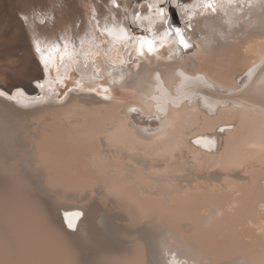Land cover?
<instances>
[{"label":"bare ground","instance_id":"bare-ground-1","mask_svg":"<svg viewBox=\"0 0 264 264\" xmlns=\"http://www.w3.org/2000/svg\"><path fill=\"white\" fill-rule=\"evenodd\" d=\"M91 2L0 0V8L20 25L34 59L18 13L31 16L47 5L55 8L59 28L79 19L81 6ZM252 3L226 40L219 33L228 17L198 24L194 39L200 48L190 50L184 67L194 62L233 91L245 67L264 63V3ZM50 29L49 23L45 31ZM33 61L29 79L39 75ZM153 68L133 77L134 84L144 87ZM158 70L169 86L175 84L172 67L161 64ZM29 81L25 87L34 94ZM114 96L111 104L93 106L0 108L7 112L0 117V264H157L168 249L189 264H264L259 103L212 112L193 100L170 111L172 127L146 139L127 126L122 108L139 100L154 110L155 102L131 90L117 89ZM136 125L156 127L138 118ZM220 127L225 131L214 133V152L189 143ZM242 172L250 174L248 181ZM71 206L88 213L78 232L62 226L59 217L60 208Z\"/></svg>","mask_w":264,"mask_h":264},{"label":"snow or ice","instance_id":"snow-or-ice-1","mask_svg":"<svg viewBox=\"0 0 264 264\" xmlns=\"http://www.w3.org/2000/svg\"><path fill=\"white\" fill-rule=\"evenodd\" d=\"M253 6L252 0H92L81 6L79 19L59 28L55 8L45 5L33 10L31 16L21 13L19 19L29 33L39 72L29 81L35 94L22 85L0 84V101L6 108H63L74 102L83 106L111 104L117 89L144 92V100L155 102L154 110L133 100L122 108V113L127 126L137 128L146 139L172 127L170 111L193 100L212 112L221 107L254 108L259 103L264 114V63L257 67L253 61L245 67L233 91L199 71L194 62L184 67L190 50L200 48L194 39L198 24L228 17L223 21L227 29L219 33L220 40H226L227 33L241 26ZM49 23L51 29L45 31ZM161 64L172 67L174 85L169 86L163 79L158 70ZM153 65L156 68L149 73L146 85H135L133 77ZM137 118L155 122V129L138 128ZM217 131L225 129L200 134L190 138L189 143L212 153L216 150ZM58 212L62 226L73 232L79 231L88 215L83 206L62 207ZM163 255L157 264H189L171 249Z\"/></svg>","mask_w":264,"mask_h":264},{"label":"rangeland","instance_id":"rangeland-1","mask_svg":"<svg viewBox=\"0 0 264 264\" xmlns=\"http://www.w3.org/2000/svg\"><path fill=\"white\" fill-rule=\"evenodd\" d=\"M20 7L21 1H16L12 6V10L17 12ZM18 15L20 14L18 13ZM197 35L200 36L199 33H196V39H198ZM33 60L30 54L28 41L24 39L20 25L12 21L8 9L3 10V8H0V84H6L8 86H25V82L30 80L29 78L35 71L33 69ZM178 173L182 174L184 172L177 171L176 174ZM243 173L247 174L248 172H242V176ZM248 175L250 174H247V177L244 175L243 178L246 180L241 178V181L242 179V182L248 181ZM189 176H191V174H189ZM239 180L238 182H241ZM200 181H202V183ZM181 183H185V181ZM199 183L203 186L205 185L201 179ZM208 210L205 214L210 212V210ZM212 217L213 216H211V219H214V217Z\"/></svg>","mask_w":264,"mask_h":264},{"label":"water","instance_id":"water-1","mask_svg":"<svg viewBox=\"0 0 264 264\" xmlns=\"http://www.w3.org/2000/svg\"><path fill=\"white\" fill-rule=\"evenodd\" d=\"M34 94H35V93H34ZM2 106H4V102H3V101H0V108H6V107H2ZM12 107H15V106H12ZM12 107H7L6 109H11ZM3 112H4V113H7L6 111H2V110L0 109V117L3 116Z\"/></svg>","mask_w":264,"mask_h":264}]
</instances>
